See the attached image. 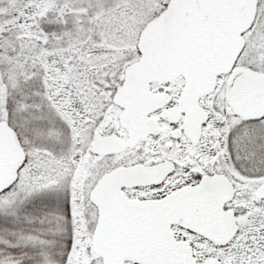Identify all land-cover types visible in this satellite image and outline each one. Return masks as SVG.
<instances>
[{"label": "snow or ice", "instance_id": "obj_1", "mask_svg": "<svg viewBox=\"0 0 264 264\" xmlns=\"http://www.w3.org/2000/svg\"><path fill=\"white\" fill-rule=\"evenodd\" d=\"M0 264H264V0H0Z\"/></svg>", "mask_w": 264, "mask_h": 264}]
</instances>
